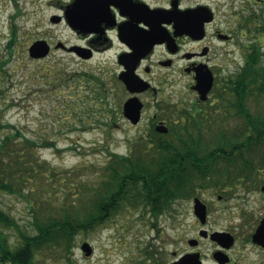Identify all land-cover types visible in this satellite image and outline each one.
<instances>
[{
  "label": "rangeland",
  "instance_id": "1",
  "mask_svg": "<svg viewBox=\"0 0 264 264\" xmlns=\"http://www.w3.org/2000/svg\"><path fill=\"white\" fill-rule=\"evenodd\" d=\"M224 1L215 0L218 5ZM232 3L238 7L241 1ZM53 4L54 0H0V63L3 65L0 69V120L15 127L6 126L1 132L8 130L13 133L18 128L32 138L50 139V146L40 148V156L51 166L60 169V172L66 170L65 173L61 172L64 179L60 177L52 180L55 187L48 186V181L45 183L50 193L56 195L53 196L56 200L52 203H45L44 197L37 194V189L33 193L25 191V196L20 191L0 194V207L15 217L21 229L31 231L35 217L41 218L51 212L64 192H69L68 199L72 203L78 199V193L87 192L92 181L102 177V169L110 161L111 154L138 152L147 140L144 137L146 129L150 117L157 109L153 105L156 103L155 97L145 95L147 108L142 123L132 124L121 113L117 115L111 130H107L104 123L112 116L110 109L114 104L115 94L109 91V98L106 100L104 96L98 98L95 92L98 83L91 76L100 74L108 78L110 73L116 72V49L92 60H83L72 56L66 49L57 48L59 44L55 47L58 41L70 46L78 39L64 24H53L50 21L51 15L59 13ZM259 38L264 53V32ZM38 39H47L52 43L53 50L42 59H34L29 54L28 48ZM236 39V59L243 63L246 50L242 49L241 43L252 44L257 36L247 29L242 33L237 32ZM224 77L229 78L221 76L219 79L223 80ZM106 80L107 85L112 88L110 81ZM189 82L190 77L168 76L164 83L168 102L172 103L183 97L185 93L183 95L182 92L187 89ZM256 99V95H252L248 100L252 110L258 107ZM122 100L124 102L125 97ZM259 100V109L262 110L264 99ZM215 101L212 99L206 102L202 108ZM80 115L83 116V121H80ZM167 116L171 115L163 114V117ZM239 121H242L241 117L232 116L222 123L233 135ZM183 124V121L174 123L175 132ZM202 127L204 142L212 141L217 132L216 126ZM173 134L167 136L174 139ZM154 146L148 145L146 151L154 152ZM263 172L264 168L258 171L255 184L249 183L251 192L248 202L244 204L246 213L239 215V209L233 208L235 215L224 216L216 221V226L245 221L248 233L258 224L264 214V191L261 190L264 185ZM208 175L209 180L215 181L212 191L206 194L210 196L212 204L229 205L230 200L227 203L217 199L220 193L227 196L224 189H230V186L222 187L227 184L225 180L228 181L226 174L214 171ZM217 185L219 186L215 187ZM196 195L200 196L198 189ZM194 217L192 198L180 199L157 217L143 206L124 208L105 224L78 233L73 260L75 264H148L146 251L151 247H164V241L169 236L171 243L166 244V247H188L187 240L196 235L200 224ZM7 231L10 239L15 240L17 231L12 228ZM84 241H88L94 248L91 256H86L81 249ZM55 256L57 260H61L57 261L58 264H69L67 255Z\"/></svg>",
  "mask_w": 264,
  "mask_h": 264
},
{
  "label": "trees",
  "instance_id": "2",
  "mask_svg": "<svg viewBox=\"0 0 264 264\" xmlns=\"http://www.w3.org/2000/svg\"><path fill=\"white\" fill-rule=\"evenodd\" d=\"M259 23L256 27H248L257 39L251 44L244 69L229 78L228 91H217L215 103L185 121L178 132L174 129V139L160 136L154 140V152L146 151L151 142L147 139L136 153L111 154L110 161L102 169V177L88 186L90 196L82 191L72 203L68 199L69 192H64L51 212L41 218L35 217L32 231L21 229L15 217L0 207V263L58 264L61 260L55 255L64 254L69 264H75L74 248L80 231L105 224L114 214L129 207L143 206L157 217L180 199L196 195V181L207 174L216 171L228 177L230 166L238 163L239 158L255 184L258 171L264 168V107L259 109V99H264V53L259 38L264 32V14ZM2 66L0 63V69ZM110 74L108 78L100 74L91 76L98 83L95 90L98 98L104 96L106 100L109 91L115 94L110 109L112 116L104 123L108 131L114 126L117 115L122 113L123 95L118 77ZM106 79L114 90L107 85ZM252 95L257 97L255 110L249 106ZM232 116L242 118L233 135L222 123ZM79 117L83 121V116ZM202 125L216 126L212 141L204 142ZM6 126L15 128L0 120V194L20 191L24 195L25 191L33 193L37 189L45 203H52L56 195L50 193L45 183L48 181V186L55 187L52 180L59 179L61 172L66 170L60 172L40 156V148L50 146V139L32 138L18 128L13 133L8 130L2 133ZM230 148L234 150L224 151ZM11 228L17 231L15 240L8 234Z\"/></svg>",
  "mask_w": 264,
  "mask_h": 264
},
{
  "label": "flooded vegetation",
  "instance_id": "3",
  "mask_svg": "<svg viewBox=\"0 0 264 264\" xmlns=\"http://www.w3.org/2000/svg\"><path fill=\"white\" fill-rule=\"evenodd\" d=\"M77 1L54 0L53 5L59 13L51 15L50 21L64 24L78 39L66 46L73 47L71 51L61 44L63 41H58L56 45L61 44L59 48L66 49L74 57H78L76 46H82L88 50L85 52L92 54L90 60L116 49L117 68L114 74L119 78L140 76L145 84H150L144 91L131 93L120 79L124 103L133 95L143 102L138 124L142 123L147 108L145 95L155 97L153 105L157 109L150 117L144 136L152 144L161 135L170 133L174 123L185 122L198 115L206 102L217 99V91H228L229 78L244 69L251 47V44L241 43L246 56L243 63L237 61V32H245L251 25L258 26L264 14V0H239L238 7L232 3L236 0H225L220 5L215 0H81L85 13L81 19H76L71 10ZM67 10L70 12L69 19L65 16ZM76 25H85L87 29L79 31ZM198 75L214 77L207 100H201L198 90L193 88ZM168 76L190 77L187 89L182 92L185 95L172 103L168 102V95L164 93ZM221 76L229 78L222 80L219 79ZM165 113L171 116L163 117ZM160 123L169 127L168 133L158 131L156 125ZM243 145L246 146V142ZM233 150L224 149L226 152ZM230 170L228 181L225 180L228 185H222L223 188L230 186V189H224L227 196L220 193L217 198L227 203L230 200L229 205L212 204L206 194L212 191L215 181L209 180V175L207 179L197 180L200 194L197 197L207 206L206 221L201 222L194 213L200 224L196 235L187 240L188 247H166L171 243L169 236L164 241V247H151L146 251L148 264H174L180 259L185 260L184 264H264V245L254 242L252 236L264 214L248 233L245 221L239 225H215L224 216L235 215L233 208L239 209V215L246 213L244 204L251 192L250 171L241 158L230 166ZM216 232L221 234L213 236Z\"/></svg>",
  "mask_w": 264,
  "mask_h": 264
},
{
  "label": "water",
  "instance_id": "4",
  "mask_svg": "<svg viewBox=\"0 0 264 264\" xmlns=\"http://www.w3.org/2000/svg\"><path fill=\"white\" fill-rule=\"evenodd\" d=\"M84 6L82 4L81 0H78L75 4H73L72 7V14L76 19H81V16L85 13L84 12ZM67 18L69 19L70 17V12H66ZM77 30H86L87 27L85 25L77 26L75 27ZM92 29V28H90ZM59 46V45H58ZM50 44L48 43L47 40L45 39H38L34 41L29 49V53L31 57L34 58H41L47 56L50 52ZM77 49V47H76ZM78 53L81 57H90V53H85L82 50H85L84 48H78ZM121 79L125 82V86L131 91V92H136V91H143L147 88H149L150 84L146 83L143 79L140 78V76H135V75H126V76H121ZM214 83V77L212 75H198L196 77V83L193 85V88L198 90V93L200 94V98L202 100H206L208 98V93L213 87ZM143 102L140 101V99L137 96H132L130 97L125 103H124V110L123 113L125 117L129 118L130 121L133 124H136L140 121L141 119V112L143 108ZM157 129L161 132H168L169 128L165 124H159L157 125ZM262 190H264V185L262 186ZM194 213L200 218L201 222L206 221L207 217V206L204 204L199 197H195L194 199ZM221 233L216 232L213 234L215 235H220ZM253 236V241L257 242L259 244L264 245V218L262 219L261 223L257 227L256 231L254 232ZM191 244L194 245L195 242L194 240H190ZM82 250L84 251L85 255L89 256L93 253V246L88 242L84 241L81 245ZM185 260L180 259L178 262L174 264H184Z\"/></svg>",
  "mask_w": 264,
  "mask_h": 264
}]
</instances>
